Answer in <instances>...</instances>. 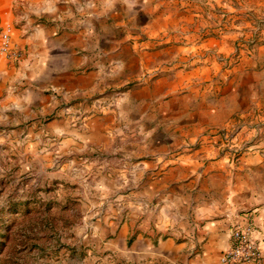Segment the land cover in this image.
Here are the masks:
<instances>
[{
    "label": "rangeland",
    "instance_id": "374dc122",
    "mask_svg": "<svg viewBox=\"0 0 264 264\" xmlns=\"http://www.w3.org/2000/svg\"><path fill=\"white\" fill-rule=\"evenodd\" d=\"M145 1L165 8L155 0L128 6ZM220 1L181 0L176 22L154 33L118 10L107 13L111 45L72 68L75 79L45 89L42 101L0 124V264L198 261L201 226L176 212L168 226L153 199L143 204V192L162 176L165 189L182 181L190 170L174 160L202 138L231 163L264 148V108L230 113L228 97L207 92L206 79L177 76L207 55L227 67L264 42V0ZM220 38H231L232 52H185ZM215 104L221 124L200 129ZM225 133L235 134L238 150ZM160 243L173 244L171 259L157 255Z\"/></svg>",
    "mask_w": 264,
    "mask_h": 264
},
{
    "label": "crops",
    "instance_id": "0c3cea01",
    "mask_svg": "<svg viewBox=\"0 0 264 264\" xmlns=\"http://www.w3.org/2000/svg\"><path fill=\"white\" fill-rule=\"evenodd\" d=\"M156 2L165 8L152 9L148 1L128 6V0H0V41L6 31L10 44L20 52L16 60L0 57V124L10 116L13 119L17 111L24 112L42 101L40 95L45 89L75 79L72 68L91 62L89 54L111 45L104 23L107 13L118 10L125 20L130 16L151 32L166 22L175 23L176 14L182 12L181 0ZM232 49L231 38H220L211 47L192 42L185 52L228 54ZM207 56L195 67L177 74L178 78L206 79L207 92L219 93L217 100L228 97L223 100L230 102L229 107L225 106L230 113L264 108V42L239 51V57L234 62L229 59L227 67ZM217 107L209 106L206 112L210 122L200 129L221 124L222 120L216 119ZM174 162L190 173L167 189L162 176L151 186L148 196L143 192V204L153 199L170 227L175 212L182 213L188 225L201 226L202 254L193 264H214L226 245L230 228L245 223L247 218L264 253V148L261 153H242L231 163L217 156L202 138L194 151L179 155ZM158 245L157 255L171 259L173 249L169 245L173 244Z\"/></svg>",
    "mask_w": 264,
    "mask_h": 264
},
{
    "label": "built area",
    "instance_id": "2783aa9c",
    "mask_svg": "<svg viewBox=\"0 0 264 264\" xmlns=\"http://www.w3.org/2000/svg\"><path fill=\"white\" fill-rule=\"evenodd\" d=\"M0 54L6 58L18 59L20 52L12 47L6 31L1 34ZM224 140L233 150L240 147L235 134H223ZM254 226L247 218L242 224H234L227 237L226 245L220 250L214 264H264V253L260 239L254 233Z\"/></svg>",
    "mask_w": 264,
    "mask_h": 264
},
{
    "label": "trees",
    "instance_id": "16d2710c",
    "mask_svg": "<svg viewBox=\"0 0 264 264\" xmlns=\"http://www.w3.org/2000/svg\"><path fill=\"white\" fill-rule=\"evenodd\" d=\"M53 219H54L53 216L49 217V222L51 223L49 224V231L55 232L56 228H55V225L53 224L54 223ZM67 224H69V222H65V225Z\"/></svg>",
    "mask_w": 264,
    "mask_h": 264
}]
</instances>
